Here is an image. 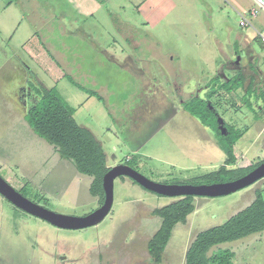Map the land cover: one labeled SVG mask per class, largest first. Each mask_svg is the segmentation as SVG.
Segmentation results:
<instances>
[{
	"label": "rangeland",
	"instance_id": "1",
	"mask_svg": "<svg viewBox=\"0 0 264 264\" xmlns=\"http://www.w3.org/2000/svg\"><path fill=\"white\" fill-rule=\"evenodd\" d=\"M57 1L22 0L21 5L26 10L24 18L21 19L22 26L12 39L4 35V41L14 51L10 48L13 63L4 66L0 72L3 80L10 65L23 67L21 63L24 59L25 64L45 81L53 83L45 70L49 64L42 58H39L40 61L31 58L27 50L20 46L23 42L19 39L24 37L21 28H24L27 35L34 33L35 39L40 37L45 47L43 55L49 63L59 66L60 70L72 76L77 83L104 96V100L98 99V95L89 97L67 78L59 86L65 98L77 106V120L92 128L102 141L111 166L129 160L137 170L154 181L176 183L192 180L224 164L227 155L218 144L219 138L206 130L191 113L181 110L180 100L161 108L162 117L156 116L157 120L150 133L137 139L134 137L136 140H129V135L122 130L128 124L127 111L140 97L146 95L151 84L168 88V69L172 68L168 47L179 51L176 65H179L178 60L181 59L190 68L202 70L206 66L202 58L206 57L211 68L216 57L218 61L222 59L217 41L222 39L223 44L232 47L237 32L234 31L232 41L227 42L229 30L226 26L230 24L235 30L242 29V14H249L251 9L249 0H194L191 3L173 5L169 13L168 0L158 6L162 7L158 11H149V4L140 6L137 0H105L104 6L98 1L97 4L88 1ZM238 2H241L242 7ZM0 5L1 19L6 3L2 4L0 0ZM162 13L166 16L169 14L168 21L162 20ZM111 14L115 15V22L133 26V31L130 32L125 27L117 32ZM73 19L75 26L85 29L91 39L82 34L78 36L69 33V23ZM250 21L251 25L243 26V29L255 40L258 33L252 25L261 28L264 9L261 8L258 17H251ZM148 22L151 26H148ZM165 22L168 24L161 26ZM154 25L159 27L153 29ZM147 31L156 35L146 36ZM128 33L133 34L131 38L137 42L138 48L122 54V49H132L124 36ZM177 34L184 36L178 38ZM207 34L210 36H206ZM2 38L0 36V47L8 51L9 47ZM178 39L182 40L181 44L186 48L178 45ZM92 40L97 45L108 46L110 50L118 48V56L133 58L136 61L134 64L140 63L139 70L143 73L139 75L133 70L123 73L109 70V75L114 79L115 91L111 95V90L101 87L100 84L105 80L107 66L104 64V53L96 52L90 47ZM253 43L263 53L261 65L264 69V47ZM114 44L117 47L114 48ZM5 56L0 52V62ZM211 72L213 70H210V76L215 74L214 79H211L212 86L215 87L218 79H221ZM228 73L232 74V71L228 70ZM236 75L239 76L238 73ZM117 78L119 84H116ZM204 79L208 78L204 76ZM13 81L17 82V79L11 75V83H0V96L9 98L4 103L0 100V173L24 195L56 212L76 216L90 213L100 203L88 191L78 203L70 201L67 195L41 197L34 190L32 182L23 178L26 175L24 170L30 171L31 166L37 167L39 174L55 173L54 176L60 177V182L71 179L73 171L65 163L59 167L56 155L49 152L48 148L38 145L40 135L32 137L20 125V112L11 100ZM189 82L191 81L186 82V85ZM190 85L193 86V82ZM154 89L153 86L150 92ZM71 91L81 94L78 102L69 96ZM230 96L232 97L227 94L220 97L215 95L212 101L219 115L242 132L236 144V155L240 159L238 165L264 160V113L255 112L246 105L242 101L245 97L242 92L237 93L235 101ZM81 102L82 105H78ZM161 123L162 126L153 135V131ZM136 144H143L142 152H135ZM15 174L24 179L21 185L13 182ZM83 176L88 186L92 176ZM255 184L263 187L264 179ZM255 184L227 195L196 196L195 212L189 215L187 223L179 222L174 227L161 264H185L188 247L196 234L224 223L230 216L250 205L254 199L252 186ZM172 201L173 197L152 192L129 176H119L115 179L114 203L110 213L97 225L68 229L58 228L26 212L0 193V264H98L96 259L98 260L100 250L107 253L111 251L110 248L114 255L125 252L129 257L128 264L134 261L136 264H156L152 259L146 260L148 253L144 252L149 238L162 224V219L153 215L152 211ZM104 243L106 246H102ZM221 246L234 251L235 264H264V230L225 242ZM138 250H141L140 255L143 253L142 257ZM65 255H69L68 260L63 259Z\"/></svg>",
	"mask_w": 264,
	"mask_h": 264
},
{
	"label": "crops",
	"instance_id": "2",
	"mask_svg": "<svg viewBox=\"0 0 264 264\" xmlns=\"http://www.w3.org/2000/svg\"><path fill=\"white\" fill-rule=\"evenodd\" d=\"M6 1L7 0H1L2 4L6 3V6L4 7V11L2 12V16L0 19V36L3 37L2 38L3 41H4V35L10 37L11 39L13 38V36H15L19 27L22 26L23 20H21V19L24 18L25 13H26L24 6L21 5L22 0H16L10 4H8ZM60 1L61 0H58L57 2H60ZM69 1H71V0H69ZM72 1L74 3H76L77 1L80 3H82L83 1H86V2L88 1V2H92V3H96V4L99 2L104 6L105 0H72ZM137 1L139 2L140 6H143L144 4H149V6H150V8L148 9L149 11H158L162 8V7L160 8L158 6L160 4H163L164 2H166L167 0H137ZM193 1L194 0H168V13L170 12V7H172L173 5H177V4L181 5L184 2L191 3ZM256 3H257L256 0H249V4L251 5L250 8L256 6ZM238 5L241 6V2H238ZM161 16H162L163 21H168L169 14H168V16H166L162 13ZM111 17L114 19L113 22H115L116 21L115 15L111 14ZM149 22H148V26H151V23H149ZM166 24H168V23L165 22V24H161V26L166 25ZM240 25H241V23H240ZM260 26H261V28L257 27L255 24L252 25V27L258 33V35L256 36V39L253 40V37H251L250 35H248L244 31L243 25H241L242 29L235 30L230 24H227L226 28L229 30V33H228V37L226 40H227V42H229L230 40L232 41L233 33L235 31V32H237L235 35V38H234L235 41L233 42L232 47H228L227 45L223 44L222 39L217 41L218 42V50L220 51V57L222 59L218 61V58L216 57V59H214V66L211 67L212 69L209 68L210 67L209 59H207L206 57L202 58V60L205 61V63H206V66L202 70H199L200 68H197V69L190 68L181 59L178 60V61H180L179 65H176L175 60H176V57H177L179 51L176 50L174 47H173L174 49H172L171 47H168V58H169L170 63L172 65V68L170 67L171 69H168V88H165L164 85H159V87H156L155 85L151 84L150 87L148 88V91H146V95L143 97H140L135 102L134 106H132V108L129 111H127L126 118L128 120V124L125 125V127H123L122 131L125 134L129 135L128 139L130 140V138H131V140H136L138 137L140 138V136H142L143 134L148 133V132L150 133L152 131V127H154L155 120H157L156 116H158V118L162 117V113H161L162 109L161 108H165L168 105H170L171 103H176L178 100H180L179 101L180 109L189 113L184 107L185 101H187L190 98L195 97V96L203 97V98H209V96H210L209 94L215 88L212 86L213 81H211V79L212 80L214 79V75H215L214 73H216L219 76V78L221 79V80L218 79L217 86H219L221 81H228L233 76H235L237 73H239V70L233 66V61L236 59L237 53H239V52L241 53L247 44H249V48H251L252 52H253L252 53L253 54L252 61L257 64V67H255L253 71H255V70L257 71V69H260V74H261V76L264 77V69H263V66L261 65V59L263 58V53L259 52L253 43V42H255L260 47H264V41L259 36V32L261 30H263V28H264V21H262V24H260ZM125 27H127L129 29L128 31H130V32H132L134 29L133 26L129 27L128 24H124L123 22H119V21H118V23L115 22V30L117 32H121V29L123 30ZM155 27H159V25H154L153 29ZM68 30L70 31V32L68 31L70 34L78 35V36H80V34H82L83 36H86V38H87V36H88V38H90L89 37L90 34L87 35V32L85 31V29L81 30L80 27L75 26V20L72 21V23H69V29ZM21 31L24 34L23 39H21V38L19 39V37H17L20 40V42H23L22 45H20V46H22L25 50H27V53L29 54V56L31 58H37V60H39V61H40L39 58H42L47 64H49V67L47 66L45 70H47V74H48L49 78H51L53 80V83L50 84L47 81H45L44 78H42L36 71H34L30 66H27V64H25L24 61H26V60H24V59H23L22 63L20 60V63L22 64L23 67H18V65H14V64H13V66L10 65L9 71L4 73V80L2 77H0V83H2V82H4V83L6 82L8 84H9V82L11 83V75L13 76V78H15V80L17 79V82L13 81V84L11 87L12 88L11 100H12L14 107L18 108V110L20 112V121H19L20 125H22L24 127L25 132L28 135H30V136L32 135V137H36V135H39V134L36 133V131L32 128V126L30 125V123L26 119V108H27L26 105L28 104V102L26 100L23 101V99H22L23 91L26 92V94H28L27 92H30V95L32 96V97H30V100L35 101V99H36V96L34 95L33 90L31 88V85H30L31 79H36L38 84H43L46 86H56L61 93H62V91H61L59 86H60V83L62 82V80H64L65 78L69 79V81L71 83H73L80 90L84 91V93L86 95H89V97L97 95L98 92L96 90H92L89 88L83 89L82 87L79 86V85H81L80 83L72 81L70 78L72 76H70L67 73H64L63 70H60L59 66L53 65L51 62L49 63V60H47V58L44 57V55H43V54H45V47L43 46L40 37L38 36L35 39L36 34H34V33H33V35H30V34L27 35L25 32L26 29H24V28H21ZM145 35L146 36L152 35L154 37L156 34H153L151 31H150V33H149V31H147ZM208 35L210 36V34H207L206 36H208ZM124 36H126L125 37V38H127L126 41L130 44V46H132L131 47L132 49L127 50V51H125V49H122L121 50L122 54L125 52H128V51L132 52L131 50H136L138 48L137 42L131 38V36H133V34L128 33V34H124ZM181 36H184V35L177 34L178 38H180ZM116 39L117 38L115 37V42L118 44V41H116ZM91 42H92V45H90V47H92V49L94 51L102 53V54L104 53V56L106 59L104 64H107V66H105L106 71L104 72L105 73V76H104L105 80L101 81L100 84H101V87H103V88L108 87L112 92V93H110L111 95L114 94L113 93V91H114L113 80L114 79L112 78L111 75H109V72H108L109 70H111V71L116 70L117 73H118V71H122L120 73H123V71H128V70L132 71L133 70V72L135 74L139 73V75H140V73H143L142 70H139L140 69V66H139L140 63L134 64V63H136V61L134 62L133 58L131 59V57L128 56L125 59L122 56L121 57L118 56V52H119L118 50L119 49L115 48V47H117V45H115L116 43L113 45L115 49L110 50V48L108 46L97 45V43L94 42L93 40ZM181 42H182V40L178 39V45L186 48L184 45L181 44ZM5 44H6V46L9 47V50L6 51V49H4L3 47H0V52H3L6 55L3 58V61L0 62V72L2 71V68L4 66L7 67V65L9 63L10 64L13 63L12 62L13 55H12V53H10V48H11L12 52L14 51V49L12 48L11 45L9 46V44H7L6 42H5ZM203 54H205V51H203ZM238 61H239V59H238ZM109 65H110V67H112V69L109 67ZM136 65H138V67ZM206 67H208V69H206ZM210 70H213V72H211V73H213L214 75L210 76ZM228 70H231L232 74L228 73ZM203 71H204V74H203ZM242 75L245 77L244 84H243L242 88H240L238 91H236V95L238 92H242V94L245 96L244 99H242V101L244 100L246 105H247V100L250 99L253 102L254 107L253 108H251L250 106L249 107L251 109H253L254 111L256 110V111H260V113H262V112L264 113V94H263L264 89H262L264 87V79L263 80L253 79L254 77L251 74H250L251 76L248 75V78H246V76L244 74H242ZM204 76H205V78H208V79H204ZM118 77H119V75H118ZM120 80H122V79H120ZM188 81L193 82V86L190 85L191 82H189L186 85V82H188ZM150 83H151V80H149V84ZM116 84H119V78L116 79ZM153 86L155 87V89L153 90V92H150V91H152L151 88ZM251 87H253L254 91L250 94L249 90ZM93 91L96 94H94ZM26 94L24 96H26ZM223 94L231 95L229 93H226L222 89L218 90V93H216L215 95H218V97H220ZM62 95L64 96L63 93H62ZM69 96L71 97L72 100H75V102H78L79 101L78 97L81 96V94H79V92L71 91ZM137 96H140V95H137ZM212 98H213V96H212ZM230 98L232 101H235L233 96L232 97L230 96ZM98 99L104 100V96L100 95V97H98ZM0 100H2V103H4V101L9 100V98H6L3 95H1ZM124 100H125V98H124ZM133 101H134V99H133ZM68 102L70 103V105H72L75 108V110L77 112V109H78L77 106L72 104L70 101H68ZM78 105H82V102L78 103ZM159 109H161V110H159ZM193 117H194V119L197 118L195 116H193ZM196 120L198 122H200L201 125H203V127L206 130L213 133V135L216 137L215 131L210 125L203 123L198 118ZM162 124L163 123H161L160 125H157L159 127L158 128L156 127V130L153 131V133H152L153 135H156L157 130L162 126ZM21 129H23V128H21ZM134 137H136V139H133ZM39 139H41V140H39L40 142H38L39 143L38 145L45 147V148H48L50 150L49 152H51L54 156L56 155L55 159H57V161H58L57 164L59 165V167L62 163H65L66 165H68L73 171L72 172L73 177H71V179H69L65 182H60V177L58 175L54 176L55 173L51 172V174H50V172L49 173L46 172L45 174H39L38 168L35 166H33V167L31 166L30 171L24 170V172H26V175H23V178H27L29 180V182H32V184L34 186V190L36 191V193L38 195H40L41 197H51V198L56 197V196L66 197V195H67L69 197L70 201H72L74 203H78L80 201L81 197H83V195L88 191L89 195L94 196V198H96V200L100 203L99 197L95 196L91 192V185L93 182V176H92V178L89 181V184L87 186L86 181L83 179V177H84L83 175H88V174H84V173L80 172L71 160L63 158L54 144L50 143L48 140H46L45 138H43L41 136H39ZM143 144H145V143H143ZM143 144L142 145L136 144L134 147L135 152H137V153L142 152L141 146H143ZM218 144L221 147L219 142H218ZM235 153H236V146H235ZM238 157L239 156H237V158ZM129 158H130V155L128 156V159ZM239 161H240V159H237V163H239ZM246 165H249V164H245L242 166H246ZM19 177L20 176H18V174H15L14 179H12V180L15 184L18 183L19 185H21L22 182L24 181V179L19 178ZM23 184H30V183H23ZM252 187H253L252 191L254 193V199H255L256 191L259 187H257L256 184ZM254 199H253V201H254ZM193 212H195V210ZM188 219H189V216H188ZM188 219H187V222H188ZM222 244L223 243L215 246L214 249L222 247L221 246ZM102 246H106L105 243ZM110 250L112 251V248H110ZM111 251L105 253L106 251L100 250V252L98 253V260L96 259L97 263L98 264H128L129 257L125 254V252L122 251V253H120V254L117 253V254H115L116 255L115 256L113 253H111ZM103 252L105 253V255ZM138 252H139V250H138ZM144 252L148 253V255L146 256L145 259L146 260L152 259L156 264H161L164 257H165L164 256L165 251H164L163 259L160 262H158L153 257V255L150 253L148 247H147L146 251H144ZM140 253H141V250L139 252V255H140ZM142 254L140 255L141 257H142ZM65 256L66 257H64L63 259L68 260L69 255H65ZM136 263L137 262L134 261L132 264H136Z\"/></svg>",
	"mask_w": 264,
	"mask_h": 264
},
{
	"label": "trees",
	"instance_id": "3",
	"mask_svg": "<svg viewBox=\"0 0 264 264\" xmlns=\"http://www.w3.org/2000/svg\"><path fill=\"white\" fill-rule=\"evenodd\" d=\"M14 1L16 0H8L7 3ZM238 75L228 81H221L219 86H215L218 89H213L209 94V98L195 96L185 101L184 107L189 113L214 129L227 158L219 168L183 182L198 184L233 180L247 174L264 161L246 166L238 165L235 146L242 136L241 130L226 120L227 133L223 134L219 128L218 111L212 96L222 89L235 99L236 91L242 88L245 79L241 73ZM70 78L75 81L74 78ZM30 85L36 99L32 101L28 96H22L23 101L28 102L26 119L37 134L56 146L63 158L71 160L80 172L93 176L91 192L99 197L102 204L105 199L104 176L111 168L102 141L90 127L77 120L75 108L56 86L38 84L36 79H31ZM79 86L88 89L83 85ZM253 91L251 87L250 94ZM93 93L96 94L94 91ZM97 95L100 97L99 94ZM247 105L254 107L250 99L247 100ZM121 163L132 165L129 160ZM194 201V195L176 197L169 204L152 211L153 215L162 219L160 228L149 238L148 244L150 253L158 262L163 259V253L176 224L186 223L188 216L195 210ZM262 230H264V186L257 189L256 197L250 205L230 216L224 223L199 231L188 247L185 264H235V253L232 249L222 247L214 249V247Z\"/></svg>",
	"mask_w": 264,
	"mask_h": 264
},
{
	"label": "water",
	"instance_id": "4",
	"mask_svg": "<svg viewBox=\"0 0 264 264\" xmlns=\"http://www.w3.org/2000/svg\"><path fill=\"white\" fill-rule=\"evenodd\" d=\"M256 2L264 9V0H256ZM218 122L220 131L226 134L228 127L225 125V119L218 115ZM119 176H129L146 189L173 198L185 195L215 197L236 192L264 179V161L239 178L228 181L198 184L191 182H157L148 178L130 164L117 163L111 166L110 170L104 176L105 199L103 203L83 216L62 214L32 200L15 188L1 173L0 193L26 212L58 227L80 229L99 224L110 213L114 203L115 179Z\"/></svg>",
	"mask_w": 264,
	"mask_h": 264
},
{
	"label": "flooded vegetation",
	"instance_id": "5",
	"mask_svg": "<svg viewBox=\"0 0 264 264\" xmlns=\"http://www.w3.org/2000/svg\"><path fill=\"white\" fill-rule=\"evenodd\" d=\"M252 53H253L252 49L249 48V44H247L246 47L243 49V51L241 53L240 52L237 53L236 59L233 61V66L236 67L239 70V73L244 74L246 76V78H248V75L251 74L254 77L253 79L263 80L264 77L261 76L260 69H257V71L256 70L253 71L254 68L257 67V64L252 61V59H253V54ZM238 59H239V61H238ZM262 89H264V87ZM27 93L28 94H26V92L23 91V93H22L23 97H24L25 94L29 98L32 97L30 95V92H27ZM218 115H219V113H218ZM58 228H61V227H58Z\"/></svg>",
	"mask_w": 264,
	"mask_h": 264
},
{
	"label": "built area",
	"instance_id": "6",
	"mask_svg": "<svg viewBox=\"0 0 264 264\" xmlns=\"http://www.w3.org/2000/svg\"><path fill=\"white\" fill-rule=\"evenodd\" d=\"M261 8L263 9V7L259 3H257L256 6H254V7H252L250 9V13L249 14H242V20L240 22L241 25H243V26L251 25L250 18L251 17L252 18L258 17ZM248 17H250V18H248ZM259 36L264 41V30H262V31L259 32Z\"/></svg>",
	"mask_w": 264,
	"mask_h": 264
}]
</instances>
